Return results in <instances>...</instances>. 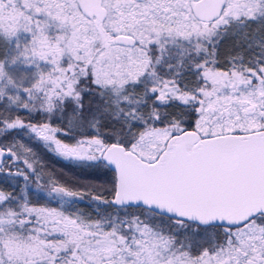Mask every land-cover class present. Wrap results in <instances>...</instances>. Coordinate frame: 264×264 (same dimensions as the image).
I'll return each instance as SVG.
<instances>
[{
	"label": "snow or ice",
	"instance_id": "obj_1",
	"mask_svg": "<svg viewBox=\"0 0 264 264\" xmlns=\"http://www.w3.org/2000/svg\"><path fill=\"white\" fill-rule=\"evenodd\" d=\"M0 264H264V0H0Z\"/></svg>",
	"mask_w": 264,
	"mask_h": 264
},
{
	"label": "trees",
	"instance_id": "obj_2",
	"mask_svg": "<svg viewBox=\"0 0 264 264\" xmlns=\"http://www.w3.org/2000/svg\"><path fill=\"white\" fill-rule=\"evenodd\" d=\"M49 164H50V166L56 168L57 170H59L61 168V162L55 160L54 158L49 159Z\"/></svg>",
	"mask_w": 264,
	"mask_h": 264
}]
</instances>
